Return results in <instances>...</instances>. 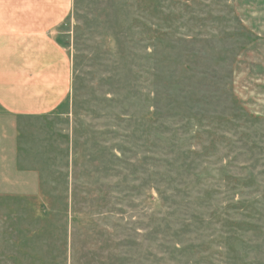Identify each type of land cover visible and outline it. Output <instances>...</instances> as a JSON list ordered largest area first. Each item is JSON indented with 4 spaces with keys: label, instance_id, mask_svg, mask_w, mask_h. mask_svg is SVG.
Segmentation results:
<instances>
[{
    "label": "rangeland",
    "instance_id": "374dc122",
    "mask_svg": "<svg viewBox=\"0 0 264 264\" xmlns=\"http://www.w3.org/2000/svg\"><path fill=\"white\" fill-rule=\"evenodd\" d=\"M9 4L63 13L9 88L64 93L0 112V264H264V0Z\"/></svg>",
    "mask_w": 264,
    "mask_h": 264
},
{
    "label": "crops",
    "instance_id": "0c3cea01",
    "mask_svg": "<svg viewBox=\"0 0 264 264\" xmlns=\"http://www.w3.org/2000/svg\"><path fill=\"white\" fill-rule=\"evenodd\" d=\"M47 11L41 10L39 7L30 10L11 8L9 0H0V49L9 44L10 37L8 34L11 31L33 34L46 32L52 26L48 23H54L63 16V13L57 9H53L49 13ZM45 17L52 18L45 19ZM7 61L8 58L0 56V112L7 115L10 113L15 115L39 114L50 111L61 101L64 89L63 86H60V82L55 88L38 86L37 83L44 81L41 77L27 82L26 68L23 69V77L17 80V87L9 88L8 74L3 72L1 68ZM4 113H1L0 119Z\"/></svg>",
    "mask_w": 264,
    "mask_h": 264
}]
</instances>
